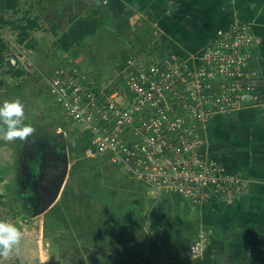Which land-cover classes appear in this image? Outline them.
<instances>
[{
	"label": "rangeland",
	"instance_id": "374dc122",
	"mask_svg": "<svg viewBox=\"0 0 264 264\" xmlns=\"http://www.w3.org/2000/svg\"><path fill=\"white\" fill-rule=\"evenodd\" d=\"M103 3L104 0H19L17 9L4 15L15 21L24 17L38 19L41 29L30 31L37 49L45 41L54 45L55 37L51 30L54 28L59 35L67 32L73 15L87 17L97 12L103 21L109 18L116 7L108 5V8ZM108 25L102 28L103 31L100 28L79 47L90 44L109 46L119 63L109 65L110 61L107 60L106 67H84L75 63L63 69L47 67L40 59L44 57L47 61L52 55L51 50L48 54H35V49L33 52L27 51L19 43L17 31L0 25V34L8 46L5 62L0 66V105L5 100L19 98L24 104V123L36 130L27 141L17 139L7 142L0 139V216L23 231L19 250L7 259L0 258V264L211 262L208 260V236L197 230V206L201 205L182 197L164 184H150L140 179L130 162L122 164L111 155L92 152L90 142L93 135L90 130L84 124L63 116L49 93L48 81L61 70H79L94 83L100 82L105 87L125 85L123 72L129 60L141 57L139 51L143 49L141 47L133 52L135 48L131 49L129 45L130 58L126 52L119 53L122 49L117 48L123 39L119 34L123 30L111 22ZM148 38L150 40H146L145 44H149L146 47L149 50L165 47L159 36L153 39L149 35ZM158 40H161L160 43L154 45ZM16 71L24 75L10 76L9 73ZM233 114L222 115L228 117H221L220 129L213 131L220 141L231 135L228 130L226 135L225 130L231 128L232 123L227 118ZM46 119L47 125L53 120L59 123L58 134L66 132L68 137L61 139L58 135L46 133L48 127L41 123ZM41 139H47L50 143L38 145L36 141ZM60 159L65 160L64 184L56 201L41 212L42 193L46 186L42 182L43 176L48 167ZM161 192L179 197L178 202L183 207L168 208L166 202L170 197L163 195L162 199ZM190 205L196 210L190 212L191 209H187ZM201 235L204 236V248L200 254L192 255L190 245Z\"/></svg>",
	"mask_w": 264,
	"mask_h": 264
},
{
	"label": "built area",
	"instance_id": "2783aa9c",
	"mask_svg": "<svg viewBox=\"0 0 264 264\" xmlns=\"http://www.w3.org/2000/svg\"><path fill=\"white\" fill-rule=\"evenodd\" d=\"M257 43L249 23L233 21L187 56L165 47L139 51L124 86L105 87L79 70H61L47 85L63 116L90 130L92 152L130 162L140 179L200 205L230 202L249 180L211 157L208 127L220 115L264 107L252 67ZM203 237L190 245L192 255L203 250Z\"/></svg>",
	"mask_w": 264,
	"mask_h": 264
},
{
	"label": "crops",
	"instance_id": "0c3cea01",
	"mask_svg": "<svg viewBox=\"0 0 264 264\" xmlns=\"http://www.w3.org/2000/svg\"><path fill=\"white\" fill-rule=\"evenodd\" d=\"M103 4L116 9L109 18H105L104 21L101 19L103 22L101 29L109 26V22L115 24L117 28L121 27L123 32L119 37L123 39L120 40L117 49H122L118 52H126L127 55L130 54V50H127L129 45L131 49L135 48L133 52L139 51L141 47L147 50L149 44L146 46L145 43L146 40H150L149 35H152L153 39L158 36L162 39L168 30L177 26L184 27L185 22L196 14L201 15V18L196 16L199 21L221 20L220 24L224 25L233 21L249 23L258 38L252 67L260 77L264 75V0H104ZM204 9L206 12L200 13ZM160 41L154 45H158ZM45 42L37 47L41 52L35 49L34 53L48 54L51 50L52 55L47 61L44 57L40 58L47 67L63 69L72 67L71 65L75 63L84 67L96 65L106 67L107 60L110 61L109 65L117 61L119 63L109 46L97 47L90 44L65 52ZM175 42L180 43L178 45H181L182 50L188 46L187 42L179 40ZM165 45L167 46L166 43ZM113 50L116 52V49ZM6 76L10 78L11 75ZM25 107L27 108V104ZM232 117L227 118L232 123L231 128L225 130L226 135L227 130L231 135L223 141H216L212 145L210 143L208 150L210 151L211 146L215 149L214 156L217 157L215 160L227 173L239 174L248 179L249 189L230 202L212 198L213 201L210 200L212 203L197 206L199 212L197 230L198 233L208 236L210 264H264V107L246 109L233 114ZM219 119L213 121L212 129H220ZM46 122L47 119L41 122L48 127L47 131L44 129L46 133L58 135L61 139L68 137L66 132L58 134L59 123L56 124L53 120L47 125ZM41 123L38 122L40 125ZM161 193L162 199L163 195L170 197L166 202L168 208L183 207L178 202L179 197L174 198L172 194L169 196L167 192ZM187 209H191L190 212L196 210L191 205Z\"/></svg>",
	"mask_w": 264,
	"mask_h": 264
},
{
	"label": "trees",
	"instance_id": "16d2710c",
	"mask_svg": "<svg viewBox=\"0 0 264 264\" xmlns=\"http://www.w3.org/2000/svg\"><path fill=\"white\" fill-rule=\"evenodd\" d=\"M19 0H0V25L2 26H9L13 30L18 32V39L21 45L27 50H34L35 49V41L30 35V31L40 30L41 26L39 24L38 19L32 18H21L20 20H9L5 17V13L9 11H14L18 7ZM206 10H201L200 13H205ZM200 15V14H199ZM195 16V17H194ZM201 18V15L198 14L193 15L190 19L185 22L184 27L177 26L174 29L168 30L162 37L164 44H167V48L171 49V51L175 52L180 56H187L189 53H194L207 43L209 39H211L216 31L221 27H226L230 22L225 23L226 25L220 24L221 20H202L199 21L196 19ZM103 22L98 17L97 12H94L92 15L87 17H78V16H71L70 17V28L67 32L62 35H59L56 30L53 28L51 30L52 35L55 37L54 46L58 49L69 52L73 50L75 47H79L86 39L92 37L97 33V31L102 27ZM173 35V36H171ZM182 39V40H181ZM182 41L183 43H188V46L180 47L175 41ZM8 50V46L4 39L0 34V66H2L5 62V55ZM15 66V65H14ZM15 77H21L24 75L21 71H16L14 73H9ZM260 86L264 89V75L260 77ZM221 116L217 118H221ZM218 121V120H217ZM216 121V122H217ZM213 123V122H212ZM208 128V136L209 142L211 145L219 141L218 138L213 131L215 129ZM211 132H210V130ZM38 145L44 143L48 145L50 141L47 139H41L36 141ZM37 146V145H36ZM214 148L211 146L210 153L214 159L215 157ZM215 155V156H214ZM59 158V157H58ZM65 169V160L60 159L59 161L52 163L50 167H48L47 171L43 176L42 182H45L44 185L51 184L60 176L63 175ZM213 201V200H211ZM212 203L210 201L205 202ZM2 219V216H0Z\"/></svg>",
	"mask_w": 264,
	"mask_h": 264
},
{
	"label": "clouds",
	"instance_id": "9594fccd",
	"mask_svg": "<svg viewBox=\"0 0 264 264\" xmlns=\"http://www.w3.org/2000/svg\"><path fill=\"white\" fill-rule=\"evenodd\" d=\"M24 104L19 98L5 100L0 105V139L13 142L27 141L34 135L35 128L24 123ZM23 239V231L16 224L0 219V258L7 259L19 250Z\"/></svg>",
	"mask_w": 264,
	"mask_h": 264
},
{
	"label": "water",
	"instance_id": "95a60500",
	"mask_svg": "<svg viewBox=\"0 0 264 264\" xmlns=\"http://www.w3.org/2000/svg\"><path fill=\"white\" fill-rule=\"evenodd\" d=\"M65 178H66V173L58 177L56 181H54L53 183L46 185L44 187L42 193V209L40 210L41 212L46 210L56 201V199L58 198L61 192Z\"/></svg>",
	"mask_w": 264,
	"mask_h": 264
},
{
	"label": "bare ground",
	"instance_id": "6f19581e",
	"mask_svg": "<svg viewBox=\"0 0 264 264\" xmlns=\"http://www.w3.org/2000/svg\"><path fill=\"white\" fill-rule=\"evenodd\" d=\"M204 204V203H203ZM203 204H201V205H203Z\"/></svg>",
	"mask_w": 264,
	"mask_h": 264
},
{
	"label": "flooded vegetation",
	"instance_id": "af4514ba",
	"mask_svg": "<svg viewBox=\"0 0 264 264\" xmlns=\"http://www.w3.org/2000/svg\"><path fill=\"white\" fill-rule=\"evenodd\" d=\"M47 185H49V184H47Z\"/></svg>",
	"mask_w": 264,
	"mask_h": 264
}]
</instances>
